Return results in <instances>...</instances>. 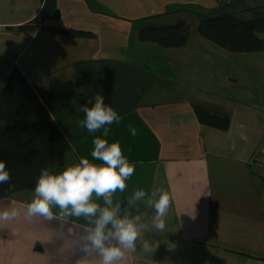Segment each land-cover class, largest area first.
<instances>
[{
  "label": "crops",
  "instance_id": "crops-1",
  "mask_svg": "<svg viewBox=\"0 0 264 264\" xmlns=\"http://www.w3.org/2000/svg\"><path fill=\"white\" fill-rule=\"evenodd\" d=\"M42 5L0 0V89L16 65L31 85L54 92L53 119L70 145L57 171L81 157L91 160L93 139L103 138L102 131L79 127L80 107L102 94L122 118L108 126L107 139L119 142L136 167L112 206L150 228L154 208L127 203L134 189L164 188L172 200L166 231H143L137 252L123 264H264V176L250 165L264 148V121L251 122L254 113L264 119V50H219L206 38L165 48L137 37L156 16L174 15L186 24L188 15L264 16V0H56L59 17L45 20ZM23 25L32 29H19ZM69 28L93 35L59 31ZM194 105L227 115L228 129L202 124ZM32 196L20 190L0 199V207L20 208L16 219L0 224V264L99 259L83 252L88 218L26 220ZM93 199L104 206L102 197ZM143 239L158 243L152 255L143 252Z\"/></svg>",
  "mask_w": 264,
  "mask_h": 264
},
{
  "label": "clouds",
  "instance_id": "clouds-1",
  "mask_svg": "<svg viewBox=\"0 0 264 264\" xmlns=\"http://www.w3.org/2000/svg\"><path fill=\"white\" fill-rule=\"evenodd\" d=\"M80 111L84 118L79 121V127L89 133L102 131V137L93 139L91 160L81 157L77 163L70 164L57 171L56 165L42 167L37 176L32 199L25 205V219L34 216L51 221L54 218L67 220L69 217L88 218L92 224L85 237L83 252L98 253L99 259L89 262L86 258L82 264H123L127 255L137 252V241L141 240L142 232L154 230L164 233L167 229V216L172 207V200L164 188L147 190L143 187L134 189L127 203L136 206L145 202L154 208L151 226L140 222V217L134 219L127 215H118L120 208L113 205V194L124 193L128 188L127 181L135 174L136 167L124 155L119 142H109V125L119 124L121 116L109 104H106L102 94L94 96V102L81 105ZM133 137L137 129L130 128ZM12 180L11 171L5 160L0 159V185ZM103 198L102 206L98 199ZM54 209H58L54 211ZM20 208L15 204L0 207V224L16 219ZM112 239L114 243H106ZM158 247L148 239H143L141 248L144 253L153 254Z\"/></svg>",
  "mask_w": 264,
  "mask_h": 264
},
{
  "label": "trees",
  "instance_id": "trees-1",
  "mask_svg": "<svg viewBox=\"0 0 264 264\" xmlns=\"http://www.w3.org/2000/svg\"><path fill=\"white\" fill-rule=\"evenodd\" d=\"M59 17L56 0H43L41 19ZM19 29H32L23 25ZM59 31L75 37H92V33L76 29ZM197 32L204 38L232 52L264 50V16L241 18L235 12L199 18ZM188 25L183 19L171 25L147 24L138 30V39L165 48L180 47L188 39ZM198 120L205 125L227 130V115L194 105ZM55 94L31 85L14 65L0 89V159L5 160L12 180L0 185V199L13 192L33 188L42 167L64 164L70 145L56 125Z\"/></svg>",
  "mask_w": 264,
  "mask_h": 264
},
{
  "label": "rangeland",
  "instance_id": "rangeland-1",
  "mask_svg": "<svg viewBox=\"0 0 264 264\" xmlns=\"http://www.w3.org/2000/svg\"><path fill=\"white\" fill-rule=\"evenodd\" d=\"M196 17H197L196 15H188L187 16V25H188V32H189L187 41H189L190 44L197 43L196 41H199V39H197V38H204L203 36L201 37V35L197 32V24H198L199 20H197ZM198 18H201V17H198ZM175 19H176V16H174V15L156 16L153 18V23L155 25H171V24L175 23V21H176ZM262 35H263V32L259 33L260 37ZM217 48L219 50H222V48L219 46ZM187 52H188V50L186 49L185 54H187ZM186 56L189 57L192 55H186ZM234 56H239V55H234ZM255 93L259 95L262 93V91H256ZM259 98H255L252 101H257V100H259ZM252 116H253V119L251 122L254 124H260L261 121H264V119H262V117H261V114L254 113V114H252ZM259 118H260V122H259Z\"/></svg>",
  "mask_w": 264,
  "mask_h": 264
},
{
  "label": "built area",
  "instance_id": "built-area-1",
  "mask_svg": "<svg viewBox=\"0 0 264 264\" xmlns=\"http://www.w3.org/2000/svg\"><path fill=\"white\" fill-rule=\"evenodd\" d=\"M250 165L255 171L261 172L262 176H264V148L250 161Z\"/></svg>",
  "mask_w": 264,
  "mask_h": 264
}]
</instances>
